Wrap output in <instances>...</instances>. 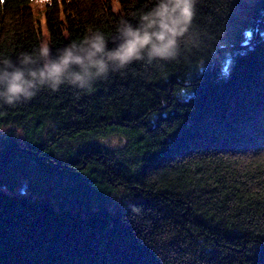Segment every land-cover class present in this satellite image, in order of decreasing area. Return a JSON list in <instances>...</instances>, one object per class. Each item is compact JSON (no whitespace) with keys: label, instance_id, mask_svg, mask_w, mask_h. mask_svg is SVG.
Segmentation results:
<instances>
[{"label":"trees","instance_id":"1","mask_svg":"<svg viewBox=\"0 0 264 264\" xmlns=\"http://www.w3.org/2000/svg\"><path fill=\"white\" fill-rule=\"evenodd\" d=\"M116 1L46 0L44 26L0 0V59L111 37L156 2ZM261 110L264 0H197L175 58L0 101V264H264Z\"/></svg>","mask_w":264,"mask_h":264},{"label":"clouds","instance_id":"2","mask_svg":"<svg viewBox=\"0 0 264 264\" xmlns=\"http://www.w3.org/2000/svg\"><path fill=\"white\" fill-rule=\"evenodd\" d=\"M196 3L156 0L135 23L122 19L111 37L90 31L79 42L55 52L43 43L34 53H21L15 60L0 59V101L15 105L43 88L55 92L65 84L88 89L133 62L171 60L177 55L179 41L189 33Z\"/></svg>","mask_w":264,"mask_h":264},{"label":"rangeland","instance_id":"3","mask_svg":"<svg viewBox=\"0 0 264 264\" xmlns=\"http://www.w3.org/2000/svg\"><path fill=\"white\" fill-rule=\"evenodd\" d=\"M114 2L116 3L117 1L114 0ZM45 3L46 0H33V7L35 12L37 13V15H39L42 19L43 25H44V11H45ZM45 26V25H44ZM47 34V33H46ZM45 34V35H46ZM45 42V40H44ZM264 110H261V112L264 114L263 112ZM258 113L253 114V119L256 120V122L250 123V124H246L247 126H253L255 129H250L246 126V130L248 131H255L258 132L259 134H256V136L254 138H256V140H261L262 138L264 139V115L260 114V117L258 118ZM258 118V119H257ZM5 130V128H4ZM97 138H99L98 140L104 144H106L107 146L110 147H117V146H121L122 144L125 143L126 141V136L120 133H111L109 135H100ZM1 142V141H0ZM216 145H219L218 143H216ZM211 146V145H210ZM256 149H251V152H253ZM259 155V154H258ZM15 163L17 162L18 164H22L27 170L29 169L28 167L32 166V162L30 159H27L24 156H16L15 157Z\"/></svg>","mask_w":264,"mask_h":264}]
</instances>
